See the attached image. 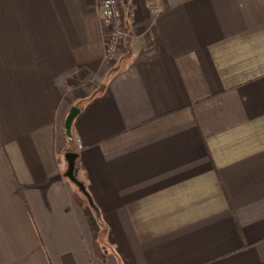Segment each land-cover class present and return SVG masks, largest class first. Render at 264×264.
Masks as SVG:
<instances>
[{"label":"crops","instance_id":"0c3cea01","mask_svg":"<svg viewBox=\"0 0 264 264\" xmlns=\"http://www.w3.org/2000/svg\"><path fill=\"white\" fill-rule=\"evenodd\" d=\"M100 2L0 0V264H264V0Z\"/></svg>","mask_w":264,"mask_h":264},{"label":"built area","instance_id":"2783aa9c","mask_svg":"<svg viewBox=\"0 0 264 264\" xmlns=\"http://www.w3.org/2000/svg\"><path fill=\"white\" fill-rule=\"evenodd\" d=\"M137 0H102L100 12L105 35L104 58L108 63H114L119 56L122 40L125 38L126 22L135 14ZM79 150L81 143H76Z\"/></svg>","mask_w":264,"mask_h":264},{"label":"water","instance_id":"95a60500","mask_svg":"<svg viewBox=\"0 0 264 264\" xmlns=\"http://www.w3.org/2000/svg\"><path fill=\"white\" fill-rule=\"evenodd\" d=\"M80 109L77 107H73L67 117V119H65L66 121V125H65V133L67 134L68 138L70 140H73L72 137V126L74 123V119L77 118V116L80 114ZM78 158V154L74 153V152H69L66 154V161L68 163V170H66V177L73 183L75 184L79 190L84 194L85 197L88 198L89 202L92 204L91 198L90 196H88V192L86 190V187L84 184L80 183V181L76 178L75 176V166H76V161Z\"/></svg>","mask_w":264,"mask_h":264},{"label":"rangeland","instance_id":"374dc122","mask_svg":"<svg viewBox=\"0 0 264 264\" xmlns=\"http://www.w3.org/2000/svg\"><path fill=\"white\" fill-rule=\"evenodd\" d=\"M102 1V0H101ZM100 4V3H99Z\"/></svg>","mask_w":264,"mask_h":264}]
</instances>
